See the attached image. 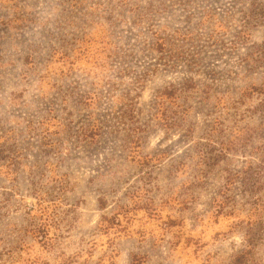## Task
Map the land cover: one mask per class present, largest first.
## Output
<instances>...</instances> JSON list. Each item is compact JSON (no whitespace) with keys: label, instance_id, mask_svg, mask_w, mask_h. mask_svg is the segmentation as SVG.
<instances>
[{"label":"rangeland","instance_id":"rangeland-1","mask_svg":"<svg viewBox=\"0 0 264 264\" xmlns=\"http://www.w3.org/2000/svg\"><path fill=\"white\" fill-rule=\"evenodd\" d=\"M238 254L264 264V0H0V264Z\"/></svg>","mask_w":264,"mask_h":264},{"label":"trees","instance_id":"trees-1","mask_svg":"<svg viewBox=\"0 0 264 264\" xmlns=\"http://www.w3.org/2000/svg\"><path fill=\"white\" fill-rule=\"evenodd\" d=\"M30 62L31 61H29V56H26L25 57V63H26V65L27 64L29 65ZM233 264H245L244 263L243 254L242 255L241 254L235 255L234 260H233Z\"/></svg>","mask_w":264,"mask_h":264}]
</instances>
